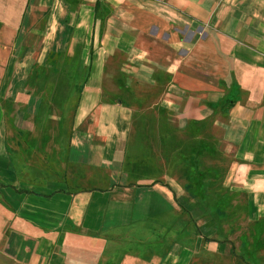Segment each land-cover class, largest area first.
Here are the masks:
<instances>
[{
    "label": "crops",
    "instance_id": "obj_1",
    "mask_svg": "<svg viewBox=\"0 0 264 264\" xmlns=\"http://www.w3.org/2000/svg\"><path fill=\"white\" fill-rule=\"evenodd\" d=\"M0 264H264V0H0Z\"/></svg>",
    "mask_w": 264,
    "mask_h": 264
},
{
    "label": "rangeland",
    "instance_id": "obj_2",
    "mask_svg": "<svg viewBox=\"0 0 264 264\" xmlns=\"http://www.w3.org/2000/svg\"><path fill=\"white\" fill-rule=\"evenodd\" d=\"M107 78H109V76L107 77ZM115 78H116V76H113V82L115 81ZM107 86V85H106ZM110 87V86H109Z\"/></svg>",
    "mask_w": 264,
    "mask_h": 264
}]
</instances>
